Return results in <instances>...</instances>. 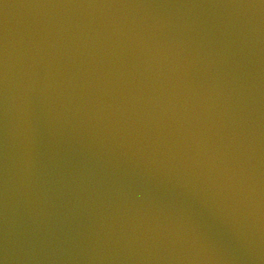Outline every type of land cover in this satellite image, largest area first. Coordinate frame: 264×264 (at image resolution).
I'll use <instances>...</instances> for the list:
<instances>
[{"label":"water","instance_id":"1","mask_svg":"<svg viewBox=\"0 0 264 264\" xmlns=\"http://www.w3.org/2000/svg\"><path fill=\"white\" fill-rule=\"evenodd\" d=\"M0 264H264V0H0Z\"/></svg>","mask_w":264,"mask_h":264}]
</instances>
